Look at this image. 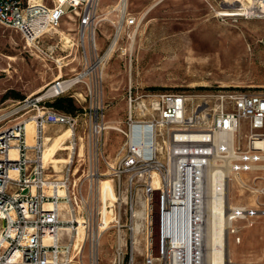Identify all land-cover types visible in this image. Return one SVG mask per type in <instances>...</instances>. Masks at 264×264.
I'll list each match as a JSON object with an SVG mask.
<instances>
[{
  "label": "built area",
  "instance_id": "1",
  "mask_svg": "<svg viewBox=\"0 0 264 264\" xmlns=\"http://www.w3.org/2000/svg\"><path fill=\"white\" fill-rule=\"evenodd\" d=\"M90 2L56 0L47 5L0 0V25L19 33L28 50L54 64L58 73L76 63L40 93L16 102L10 110L1 109L0 264H200L194 250L200 220L195 214L197 198L193 199L191 177L203 178L205 156L216 135H230L236 155L230 162L234 169L227 177V187L232 172L249 166L232 164L247 160L239 148L243 132L249 150L264 153L252 143L264 140V91L220 87L201 93L168 92L133 83L129 75L124 89V128L108 125L104 70L120 41L133 42L138 21L127 12L126 0H120L121 9L117 4L112 10L118 11L117 20L112 21L114 32L102 51ZM68 11L78 21V56L63 50L53 36ZM122 53H127L130 64L131 50ZM60 97L72 99L73 112L48 105ZM13 116L17 117L8 124ZM28 120L34 126L31 146L26 144ZM53 126L59 129L49 135L48 128ZM110 129H117L124 143L116 160L102 155L101 171L95 162ZM61 130L70 133L64 142L67 150L53 157L66 159L57 169L53 162H43L44 136L52 138ZM220 155L227 153L223 150ZM176 178L182 181L177 194L170 186ZM102 181L111 182L116 197L111 204L103 200ZM137 181L141 182L140 201L132 195ZM84 186L86 195L82 194ZM258 193L264 196V186ZM244 218H233L226 231L228 261V237L239 231L233 221ZM106 235L111 242L103 250L101 240ZM108 250L111 257L105 262Z\"/></svg>",
  "mask_w": 264,
  "mask_h": 264
},
{
  "label": "rangeland",
  "instance_id": "2",
  "mask_svg": "<svg viewBox=\"0 0 264 264\" xmlns=\"http://www.w3.org/2000/svg\"><path fill=\"white\" fill-rule=\"evenodd\" d=\"M44 1L52 5L56 0ZM247 1L250 3V0H127V12L137 18L138 24L133 42L125 38L120 41L104 70L103 99L107 104L108 125L124 128V89L129 75L133 83L168 92L201 93L220 87L264 91V17L219 15L234 11L242 4L245 6ZM117 3L118 0L90 2L98 22L97 44L102 51L114 32L112 21L117 20L118 11L112 10ZM121 5L118 4L117 9H121ZM71 15L72 11H68L65 19ZM63 45L70 53V47ZM83 45L88 53L86 40ZM124 50L132 52L130 64L127 53H122ZM74 66L76 63L69 67ZM69 67L63 68L62 73L68 72ZM56 75L58 70L54 64L37 58L26 48L19 33L0 25V113L1 109L10 110L16 102L22 101L13 94L18 93L23 99L38 94ZM9 92L12 94L4 98ZM16 117H11L7 123H12ZM48 129V134L54 135L59 128ZM117 129H110L104 135L102 152L95 162L101 171L104 170L102 155L112 162L123 146L124 139ZM248 144L243 132L239 145L241 156H255L256 160L232 163L252 168L232 172L228 186L229 202L246 210L244 219L233 221L232 226L238 233L232 232L228 237L232 264H264V196L258 193L264 186L260 178L264 177V159L259 158L264 153L249 150ZM85 165L87 169L88 164ZM138 182L141 183L137 181V190H133L132 195L140 201ZM82 194H87L86 186ZM110 242L111 237L104 236L102 249ZM110 257L108 250L105 262ZM83 260L88 262L86 251Z\"/></svg>",
  "mask_w": 264,
  "mask_h": 264
},
{
  "label": "bare ground",
  "instance_id": "3",
  "mask_svg": "<svg viewBox=\"0 0 264 264\" xmlns=\"http://www.w3.org/2000/svg\"><path fill=\"white\" fill-rule=\"evenodd\" d=\"M40 2L41 0H34ZM248 4V5H247ZM264 0H250L246 5H240L234 11L219 13L224 17H236L241 15H247L248 17H264ZM235 8V7H234ZM62 41L64 45H68L70 40L62 33ZM26 131V144L31 146L34 142V126L31 120L25 122ZM69 131L61 130L58 134L52 138L44 136V150H43V162L46 165L48 162H53L58 169V164L66 162L65 157H53L58 151L67 150L64 147V142L69 136ZM231 136H218L213 140V145L210 148V152L205 156L207 167L205 172H202L203 178L198 175H192V190L193 194L197 198L194 202V209L196 217L199 218L200 223L197 226L195 248L196 259L200 264H232L227 259V244H226V231L231 225L233 218H243L245 210L238 206H233L229 202L227 177L229 173L234 169L231 165V160L236 158L233 153ZM253 146L257 149L264 151V140H254ZM226 151L227 155L221 156V151ZM10 155L15 156L14 150H10ZM259 158L264 159V156ZM247 160H254L256 157H246ZM216 160H221L222 165L216 163ZM243 168L250 169L252 166H244ZM231 176V175H230ZM182 181L179 178L173 180L170 186L175 194L180 193ZM102 188L103 200L110 204L116 198L111 186L110 181H102L100 184ZM166 195V194H165ZM48 206V205H46ZM103 213L107 216H111V212L103 209ZM137 218L141 217V214H136ZM198 224V223H197ZM229 253V252H228ZM230 262V263H229ZM250 264V263H248Z\"/></svg>",
  "mask_w": 264,
  "mask_h": 264
},
{
  "label": "crops",
  "instance_id": "4",
  "mask_svg": "<svg viewBox=\"0 0 264 264\" xmlns=\"http://www.w3.org/2000/svg\"><path fill=\"white\" fill-rule=\"evenodd\" d=\"M40 2L42 3H45L44 0H41ZM120 2V0H118V3ZM117 3V4H118ZM126 3H127V0H126ZM47 4V2L45 3ZM48 5V4H47ZM117 6V5H116ZM115 7V6H114ZM65 20V22H64ZM77 27H78V21H77V18L74 16V15H71L69 16L68 18H63L59 27L55 30V35L54 38H55V41H58V44L60 43H63V39H62V35L61 33L64 35V36H67L70 40V43L67 45V47H70L69 49L71 50V52L69 54H71V56H77V49H76V44H77ZM63 45V44H62ZM64 46V45H63ZM44 47H47V44H44ZM63 50L66 51V49H64L62 47ZM75 50L74 53H72L73 51ZM73 54V55H72ZM33 55H35L37 58H39L40 60L44 61V62H47V63H50L52 65L51 62L47 61L45 58L41 57V56H38L36 54L33 53ZM69 69V68H68ZM68 73V72H66ZM66 73H62V70L58 73V75H56L53 80L57 77V76H60V75H64ZM53 80H51L50 82H52ZM49 82V83H50ZM48 83V84H49ZM48 84H46L45 86H47ZM43 86L42 88H40L39 90L42 91L44 89ZM39 91V92H40Z\"/></svg>",
  "mask_w": 264,
  "mask_h": 264
},
{
  "label": "trees",
  "instance_id": "5",
  "mask_svg": "<svg viewBox=\"0 0 264 264\" xmlns=\"http://www.w3.org/2000/svg\"><path fill=\"white\" fill-rule=\"evenodd\" d=\"M10 94H12V92L6 93L4 95V98H6ZM13 95H14V98L23 99V96H21L18 93H15ZM48 105L53 107V108H55V109H58V110H61V111H65V112H73L74 109H75V106L73 104L72 99H70L68 97L57 98L54 101L49 102Z\"/></svg>",
  "mask_w": 264,
  "mask_h": 264
}]
</instances>
